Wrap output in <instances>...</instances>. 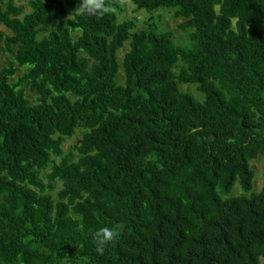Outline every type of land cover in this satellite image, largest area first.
I'll list each match as a JSON object with an SVG mask.
<instances>
[{"label": "trees", "instance_id": "obj_1", "mask_svg": "<svg viewBox=\"0 0 264 264\" xmlns=\"http://www.w3.org/2000/svg\"><path fill=\"white\" fill-rule=\"evenodd\" d=\"M122 1L0 0V264H264V0Z\"/></svg>", "mask_w": 264, "mask_h": 264}, {"label": "rangeland", "instance_id": "obj_2", "mask_svg": "<svg viewBox=\"0 0 264 264\" xmlns=\"http://www.w3.org/2000/svg\"><path fill=\"white\" fill-rule=\"evenodd\" d=\"M18 4L27 5V0H16ZM122 9L118 11V19L119 21H123L126 19H133L136 21L137 29L146 28L149 24L155 23L158 27L163 31H172L174 36V41L178 45H187L189 44V35L186 31H183L180 28L181 19L176 18L174 16L173 10L166 9H158L153 13L146 12L145 10H139L136 6L129 0H123L121 3ZM0 30L9 33V31L0 24ZM129 50L128 45L126 48L119 52V58L122 60L124 54ZM7 56L2 55L0 57L1 65L7 63ZM124 77L122 73H120L119 82L123 83ZM182 90L189 91L196 95L197 97H201L198 92L196 85H182ZM78 138V137H76ZM75 138V139H76ZM75 139H68L64 144V150L66 153L74 152L73 142ZM252 168L255 170V180H254V190L259 192L264 187V154H260L258 158L251 162Z\"/></svg>", "mask_w": 264, "mask_h": 264}, {"label": "clouds", "instance_id": "obj_3", "mask_svg": "<svg viewBox=\"0 0 264 264\" xmlns=\"http://www.w3.org/2000/svg\"><path fill=\"white\" fill-rule=\"evenodd\" d=\"M76 11L80 14H96L102 15L108 9L104 5L103 0H81L80 6ZM117 237V229L112 227H101L92 234L97 251H102L105 245L113 242Z\"/></svg>", "mask_w": 264, "mask_h": 264}]
</instances>
